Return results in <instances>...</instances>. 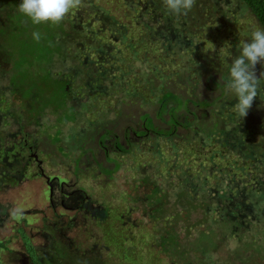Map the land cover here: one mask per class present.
I'll return each instance as SVG.
<instances>
[{
  "label": "rangeland",
  "instance_id": "374dc122",
  "mask_svg": "<svg viewBox=\"0 0 264 264\" xmlns=\"http://www.w3.org/2000/svg\"><path fill=\"white\" fill-rule=\"evenodd\" d=\"M20 2L0 0V264H264V166L218 142L238 125L225 86L264 29L256 15L241 0H196L179 16L163 0H83L36 25ZM260 86L244 117L255 128ZM165 87L199 104L172 137L157 115Z\"/></svg>",
  "mask_w": 264,
  "mask_h": 264
},
{
  "label": "clouds",
  "instance_id": "9594fccd",
  "mask_svg": "<svg viewBox=\"0 0 264 264\" xmlns=\"http://www.w3.org/2000/svg\"><path fill=\"white\" fill-rule=\"evenodd\" d=\"M83 0H21L18 5L33 24H60L66 16L82 6ZM170 14L186 15L195 6L196 0H163ZM34 40H41V33H32ZM260 65V68H257ZM230 80L226 82V91L236 97L234 111L242 118L246 117L258 96L260 81L264 78V29L254 28L249 40L242 44L240 55L235 58L229 69ZM23 208L16 206L10 215L19 220L23 216Z\"/></svg>",
  "mask_w": 264,
  "mask_h": 264
},
{
  "label": "trees",
  "instance_id": "16d2710c",
  "mask_svg": "<svg viewBox=\"0 0 264 264\" xmlns=\"http://www.w3.org/2000/svg\"><path fill=\"white\" fill-rule=\"evenodd\" d=\"M241 2L244 3V5L247 7L249 11H251L252 13L256 15L261 25L264 26V4L262 3V0H241ZM237 39H238L237 37L235 36L233 37L232 39L233 44L239 43L237 42L238 41ZM47 46L48 44H46V47ZM236 49H240V47L234 48V50ZM225 74L227 73H223V75ZM164 90L165 92L162 94V97L159 100V103H160L159 107L157 108V113L163 110L164 114H157V115L163 121L168 120L171 126H173V127L168 126V129H166L168 133L167 135L169 137H172L176 133V131L182 130L183 128L188 129V127L190 126L188 123L191 120V118H194L195 119L194 123H196L198 116L197 114L193 112L194 110L189 108L188 104L190 103L193 106H196L199 104L196 100H193L192 97L183 96L179 92H176L173 89H170L168 87H165ZM262 90H263V87L260 86L258 90V94L259 93L261 94ZM181 97L186 98V104H183L180 102L179 98ZM257 97L256 99H258ZM184 111H187L186 113H189L191 115V118H189L188 115ZM237 124L238 125L235 124L234 126L228 128V130H225V128L223 129L222 127L220 129V133H222L223 135L220 138L218 137V142L224 145L223 146L224 149L227 147L225 150H229L228 152H234L237 156L236 160L240 158H244V157H249L251 161L249 162L248 165L250 167H254L256 163L258 162V160L261 159L259 163H262L264 166V150L261 149L262 139L264 141V135H263L264 125L260 124L258 125L257 128H255V126H250V124L246 122V118H242V117H238ZM149 126L150 128H155L156 130L160 129L159 127L155 126V123L152 120L149 122ZM236 126H239V127H236ZM156 133L159 135H162V133L160 132H156ZM126 135L127 133L125 131L124 139L127 142L128 138ZM186 136L187 135H185L184 137ZM114 143L117 144V147L119 146L121 147L122 145L120 140H116L114 141ZM172 146L174 149L178 150V146L174 141L172 143ZM237 167L243 172L247 171L246 166L244 164L238 163ZM220 171H221V168H220ZM222 171L223 172L222 173L220 172V173L224 176V180H225L224 170ZM187 174L188 175H186L183 181L187 182L188 185L190 186V189L192 190L193 188H195L196 183H197L194 181V179H196V175H193L191 172H187ZM233 174L235 173L233 172ZM247 175L250 176V173L248 171H247ZM239 179L240 178H237V176H233L230 174V179H229L227 186H229L230 188L233 187L235 183L238 182ZM181 189L184 190L185 188L181 187ZM85 205L86 207L89 206V204H85ZM99 214L107 215V212L99 211ZM162 243L163 245L159 249L160 250L163 249L164 251H167L169 247L174 246L175 244L174 237L171 234H169L167 235V237ZM104 244H105V241H103L102 246H104ZM205 254L208 255V252H205ZM92 255L94 254L92 253ZM155 256H157L156 252L153 254L152 258L156 259ZM103 261L108 262V264H124V262L122 263V261H120L119 259L112 261L111 256H106L105 260L103 259ZM173 264L175 263L173 262Z\"/></svg>",
  "mask_w": 264,
  "mask_h": 264
},
{
  "label": "flooded vegetation",
  "instance_id": "af4514ba",
  "mask_svg": "<svg viewBox=\"0 0 264 264\" xmlns=\"http://www.w3.org/2000/svg\"><path fill=\"white\" fill-rule=\"evenodd\" d=\"M126 136H127V138H128V134H127ZM120 142H121V141H120ZM121 143H122V142H121ZM114 146H115V148H116V147H117V144L114 143Z\"/></svg>",
  "mask_w": 264,
  "mask_h": 264
}]
</instances>
